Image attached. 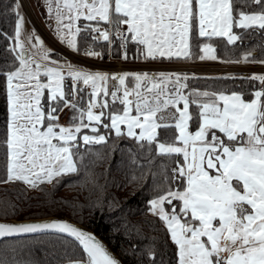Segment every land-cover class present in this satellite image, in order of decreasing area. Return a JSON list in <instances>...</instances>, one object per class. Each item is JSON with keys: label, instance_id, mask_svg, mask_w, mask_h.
Segmentation results:
<instances>
[{"label": "snow or ice", "instance_id": "obj_1", "mask_svg": "<svg viewBox=\"0 0 264 264\" xmlns=\"http://www.w3.org/2000/svg\"><path fill=\"white\" fill-rule=\"evenodd\" d=\"M47 4L49 14L55 13L58 38L74 52L79 51L76 36L81 29L76 21L81 18L114 27L122 49L134 43L144 59L153 60L190 58V40L196 32L199 37H225L232 44L238 39L233 28L264 31V0H47ZM253 4L258 10H244ZM11 7L17 16L12 51L18 50L19 63L2 73L8 117L6 174L0 183L21 182L35 189L77 172L72 149L78 134L84 128L96 133L94 125L109 119L117 137L124 134V125L128 137L155 143L159 155L177 157L171 179L180 181L179 188L161 191L150 201V211L170 233L178 249V264H264V75L250 77L261 82V90L246 101L236 92L185 93L184 81L189 77L176 73L109 75L56 61L49 67L50 53L38 36L33 44L36 51L25 49L20 5ZM92 31L112 43L109 30L93 27ZM200 52L201 60L217 59L211 44H203ZM85 55L100 54L89 49ZM129 78L132 87L127 84ZM66 79L72 82L70 93L65 91ZM109 81L118 82V87L110 91ZM80 83L91 88L86 108L79 103ZM45 90L46 107L42 103ZM101 94L111 96V104L107 99L100 103ZM117 102L122 109H113ZM192 105L198 113L194 132L189 130ZM65 108L72 112L69 126L59 123L58 113ZM97 108L99 114L94 111ZM170 128L176 131L171 142L159 141L157 130ZM82 140L85 145L106 142L103 135H83ZM173 201L179 202L178 209ZM166 204L171 211H166ZM46 230L67 233L79 242L85 253L79 264H117L94 236L67 223H0V237Z\"/></svg>", "mask_w": 264, "mask_h": 264}, {"label": "trees", "instance_id": "obj_2", "mask_svg": "<svg viewBox=\"0 0 264 264\" xmlns=\"http://www.w3.org/2000/svg\"><path fill=\"white\" fill-rule=\"evenodd\" d=\"M19 0H0V178L6 174L7 149L4 141L7 131V85L2 73L18 66L13 52L16 13L12 5ZM251 12L258 10L253 4L244 9ZM19 11V9H18ZM85 25L89 27L85 28ZM108 27L103 21L79 20L77 27L81 29L77 36L79 51L84 45L100 50L102 56L123 58L127 61H145L136 44L129 42L122 49L113 34L112 43H96L93 38V27ZM113 33L115 28L112 27ZM238 36L236 42L229 44L222 37H199L196 32L190 40V58L174 60L192 61L203 55L200 47L211 44L217 59L239 61L241 56L253 53L254 59L264 61V31L258 29L234 28ZM78 51V52H79ZM52 54L58 55L55 52ZM124 59V58H123ZM152 60V59H150ZM155 60V59H154ZM159 60H166L160 58ZM184 81L188 85L185 90L198 92L239 93L245 100L253 98L252 93L258 91L260 82L251 80L250 75L215 78H197L188 74ZM132 84L131 78L127 81ZM66 93L71 92L72 82H64ZM84 90L78 93L80 105L86 108L89 94ZM71 99V96L68 97ZM111 104L110 98L107 99ZM47 106V93L42 98ZM113 109L121 108L118 102ZM105 113L109 109H103ZM190 111L194 119L189 122V129L198 127L196 106ZM69 123L72 112L65 108L58 113ZM86 118V117H85ZM87 123L86 119L84 120ZM108 124L105 128L103 125ZM98 131L84 128V134L103 135V144L85 145L80 142L73 148L74 160L78 171L63 175L52 183H44L31 189L21 182L0 183V219L27 220L59 216L68 218L92 230L103 239L116 253L123 264H178V249L172 242L163 221L150 211V201L169 187L178 190L180 181L172 180V169L176 166L177 157L162 156L157 153L155 143L137 142L123 135L117 137L111 130L110 120L102 118L100 125H94ZM157 139L170 141L176 134L174 128L158 129ZM226 139V138H225ZM182 157L179 160L182 162ZM179 208V202L173 201ZM170 205H165L171 211ZM85 253L74 241L60 235L42 234L32 237L7 238L0 242V262L3 264H63L84 260Z\"/></svg>", "mask_w": 264, "mask_h": 264}, {"label": "built area", "instance_id": "obj_3", "mask_svg": "<svg viewBox=\"0 0 264 264\" xmlns=\"http://www.w3.org/2000/svg\"><path fill=\"white\" fill-rule=\"evenodd\" d=\"M35 28L40 32V34L44 37L45 41L53 48L55 52H57L59 55L67 59L75 61L79 65L86 66V67L101 68L106 71L113 70V72H116V73H123V72L136 73V72H132V70H138V67L140 68L144 67V69L146 70L147 68L145 67H150L149 70H154V72L163 71V72L176 73V74H188L193 77H215V76H223V74H226V73L228 74L233 73V75H238V76H248V75H251L252 72H254L253 64L244 65L242 63L236 64V62L224 63V62H221L220 60H206V59L204 60L198 59V60L191 61V62L175 61V60H168V61H163V62L130 61V63L134 67L126 69L127 60L123 58L112 57L110 52L108 53L107 57L104 58L100 50H96L90 45H85L81 52H74L56 43L45 31H43L40 28L38 24H35ZM99 29L100 31L109 30L110 39L112 38L113 31L110 28H106V29L99 28ZM121 29L123 30L122 27ZM92 34H93L94 41L96 43L105 41L102 37H100L99 32L92 31ZM115 38L120 45L119 39H117L116 36ZM89 49H91L94 52L99 53L100 54L99 57L86 56L85 52ZM239 62H242V61H239ZM102 72H105V71H102ZM78 86L85 91L89 90V87L83 85L82 83H80ZM97 109L101 110L99 108Z\"/></svg>", "mask_w": 264, "mask_h": 264}, {"label": "rangeland", "instance_id": "obj_4", "mask_svg": "<svg viewBox=\"0 0 264 264\" xmlns=\"http://www.w3.org/2000/svg\"><path fill=\"white\" fill-rule=\"evenodd\" d=\"M26 2H27V5L26 4H23L25 7H23V5H22V3L19 1V5H20V8H19V13H20V15H23V16H25L26 17V19H27V24H24L23 23V27H22V35H21V40L23 41V43H24V47H25V49H27L29 52H35L36 51V49H34L33 48V44H34V39H35V36H38L39 38H40V40L42 41V44H43V47L45 48V49H47L48 51H49V53H50V57H49V63H48V66L49 67H54L55 65L54 64H52L51 63V61H56L57 63H65V62H68V63H71V64H73V65H75V66H77V67H82V68H86V69H89V70H91V71H100V72H102V71H105V73H108L109 75H111V74H114V73H116V72H113V70H108V71H106V70H104V69H101V68H92V67H86V66H82V65H79V64H77L75 61H72V60H70V59H67V58H65V57H63V56H61V55H59L57 52H55L54 50H53V48L44 40V37L43 36H41V34L39 33V31L38 30H36L35 29V27H34V23L35 22H37V24L38 25H40L41 26V29L43 30V31H45V28H43L42 26V23H41V20H40V18H39V16H38V13H37V11H36V8H35V6L33 5V1L32 0H26ZM34 17V18H33ZM35 19V20H34ZM123 28H125L126 26H122ZM38 29H39V27H38ZM46 32V31H45ZM33 34H34V36H33ZM233 34H235L234 33V28H233ZM32 38V43H29V38ZM56 43H58V44H60V45H62L63 47H65V48H67V49H69L66 45H64V44H62V43H60L59 41H57L53 36H50ZM222 38H225V37H222ZM226 39V38H225ZM227 40V39H226ZM236 42V41H235ZM14 45H15V41H14ZM85 46V45H84ZM84 46H83V48H84ZM82 48V49H83ZM82 49L79 51V52H81L82 51ZM69 50H71V49H69ZM72 51V50H71ZM17 52H18V50H17ZM52 52H55L57 55H58V57L56 56V55H54V54H52ZM19 54V53H18ZM157 58H159V57H157ZM37 59H38V57H37ZM198 59H200V58H198ZM198 59H195V60H198ZM194 60V61H195ZM206 60H211V59H206ZM216 60H220L221 62H224V63H233V61H226V60H221V59H216ZM164 60H161V61H154V62H163ZM239 61H242V62H239ZM239 61H237L236 62V64H244V65H251V64H253L254 65V72H252L251 73V75L250 76H254V75H256V76H262V75H264V63H262V61H258V60H256V59H254V57H252V58H248L246 61L245 60H239ZM127 63H126V69H128V68H133L134 66L130 63V61H126ZM135 62V61H134ZM149 62H151V61H149ZM187 62H191V61H187ZM235 62V61H234ZM41 63H43V62H41ZM261 66V67H260ZM145 68H147L146 70L144 69V67H142V68H140V67H138V70H132V72H136V73H149V74H153V73H169V72H163V71H156V72H154V70H149L150 69V67H145ZM245 70H247V69H245ZM236 72V71H235ZM244 72V71H243ZM232 76H234L233 75V73H226V74H223V76H215V77H232ZM215 77H197V78H215ZM41 79H42V81L43 82H47V80H46V78L45 77H41ZM256 81H258V80H256ZM112 82V83H111ZM109 83V85H111V86H113V87H111V88H109V86H108V88H109V90L110 91H112V90H115V88L116 87H118V82H114V81H109L108 82ZM127 84H129L128 82H127ZM134 85V82H132V84L131 85H129V87H132ZM89 89L90 90H88L87 92H90L91 91V88L89 87ZM186 90V89H185ZM259 90H261V82H260V86L258 87V91ZM45 93H47V90H45ZM185 93H187L186 91H185ZM121 95H122V93H121ZM101 96H103L102 94H101ZM109 97H111V96H109ZM43 98V97H42ZM100 98V97H99ZM103 98L104 97H102L101 98V103H103ZM110 100H111V98H110ZM79 103H80V100H79ZM87 103H88V101L86 102V107H87ZM180 107V106H179ZM97 114H99V110L97 109H95L94 110ZM170 111H174V109H170ZM134 114V113H133ZM86 119V118H85ZM65 118H62V117H59V123L61 124V125H63V126H69V123H66L65 122ZM86 121H87V119H86ZM87 123H88V121H87ZM83 135H85L84 134V131H83V129H82V131H81V133H79L78 134V140H77V142H75L76 144H78V143H80V142H82L83 143V140H82V136ZM74 148V147H73ZM72 151H73V149H72ZM69 174V173H68ZM67 175V174H66ZM63 175H61V176H59V177H56L54 180H56V179H59L60 177H62ZM53 180V181H54ZM32 189V188H31ZM166 209V208H165ZM166 211H168L167 209H166ZM152 213V212H151ZM170 237H171V235H170ZM172 240V239H171Z\"/></svg>", "mask_w": 264, "mask_h": 264}, {"label": "water", "instance_id": "obj_5", "mask_svg": "<svg viewBox=\"0 0 264 264\" xmlns=\"http://www.w3.org/2000/svg\"><path fill=\"white\" fill-rule=\"evenodd\" d=\"M248 54H250V55H248ZM246 55H248V58H252L254 56L253 53H247L241 57V60H244L243 57H245ZM52 222L67 223V224L71 225L72 227L77 228L80 231H83L87 234L94 236L96 238V240H98L101 244L104 245L105 249L109 252V254L112 255L113 258L117 261V264H123L121 262L120 258L116 255V253L109 247V245L103 239L96 236L92 230H90L87 227L80 225V224H78V223H76V222H74L68 218L59 217V216H51V217L35 218V219H27V220H13V219L12 220H1L0 219V223H6V224H11V225L42 224V223H52ZM42 234H54V235L64 236V237L74 241L75 243H77L79 245V247L83 250L82 246L79 244V242L77 240H75L74 237L67 235V233H60V232H56L53 230H46V231L38 232V233H24V234H20V235H16V236H11V237H0V242L4 239H7V238L32 237V236L42 235ZM79 262L80 261H74V262L63 263V264H79Z\"/></svg>", "mask_w": 264, "mask_h": 264}, {"label": "crops", "instance_id": "obj_6", "mask_svg": "<svg viewBox=\"0 0 264 264\" xmlns=\"http://www.w3.org/2000/svg\"><path fill=\"white\" fill-rule=\"evenodd\" d=\"M33 1V5L36 8V11L38 13V16L41 20L42 23V27L45 28V31L53 36L57 41H59L60 43L61 40L58 38L57 33H56V20H55V13L53 12L51 15L49 14L48 11V4H47V0H32ZM23 17V23L27 24V19L25 16L21 15ZM80 20H84L83 18H81ZM79 21V20H78ZM78 21H76V25L78 24ZM87 21V20H84ZM66 31V30H65ZM73 31H75V29H73ZM78 36V34H77ZM77 36H76V41H77ZM64 45L67 46L66 43H62ZM226 94V93H225ZM230 95V94H229ZM244 99V98H243ZM246 101H250V100H246ZM180 107L182 108L183 105H180ZM121 129L122 131H124L125 133L127 132V129L124 125H121ZM190 130V129H189ZM195 130H190L192 132L196 131ZM137 133H139V129L136 130Z\"/></svg>", "mask_w": 264, "mask_h": 264}, {"label": "bare ground", "instance_id": "obj_7", "mask_svg": "<svg viewBox=\"0 0 264 264\" xmlns=\"http://www.w3.org/2000/svg\"><path fill=\"white\" fill-rule=\"evenodd\" d=\"M21 2L23 3V4H25V0H21ZM34 18V17H33ZM35 20V19H34Z\"/></svg>", "mask_w": 264, "mask_h": 264}]
</instances>
